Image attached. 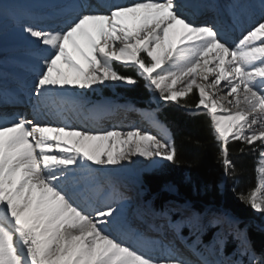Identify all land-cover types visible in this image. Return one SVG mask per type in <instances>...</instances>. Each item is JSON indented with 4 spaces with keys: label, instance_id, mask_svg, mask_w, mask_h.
I'll return each mask as SVG.
<instances>
[{
    "label": "snow or ice",
    "instance_id": "snow-or-ice-1",
    "mask_svg": "<svg viewBox=\"0 0 264 264\" xmlns=\"http://www.w3.org/2000/svg\"><path fill=\"white\" fill-rule=\"evenodd\" d=\"M19 26L44 52L29 97L33 119L0 117V264H193L166 237L146 240L137 233V247L111 231L123 211L114 189L102 200L97 194L99 207L80 198L77 173H93L91 165L108 169L134 156L176 162L177 148L167 135L64 122L82 107L73 89L138 83L113 62L134 66L162 100L205 111L226 175L235 171L230 142L256 154L255 187L238 198L264 214V15L234 45L215 23L185 14L178 0H96L81 4L60 26L28 19ZM194 92L197 100L190 104ZM41 115L56 122L37 119ZM237 239L248 264H264L246 232ZM189 250L200 264H223Z\"/></svg>",
    "mask_w": 264,
    "mask_h": 264
},
{
    "label": "bare ground",
    "instance_id": "bare-ground-1",
    "mask_svg": "<svg viewBox=\"0 0 264 264\" xmlns=\"http://www.w3.org/2000/svg\"><path fill=\"white\" fill-rule=\"evenodd\" d=\"M87 1L88 0H0V3L5 5L3 10H0V117L6 114L10 109L19 113V107H32L29 97L32 96L31 89L34 83L35 70L42 64V61L38 60V57L43 54V48L37 47L34 43L29 42L25 34L20 30V23L28 19L42 26L57 27L73 18L80 10V5L87 3ZM247 1L248 0H187L180 4L185 14L190 16V14L193 13L190 17L197 23H203V21L208 19V15L213 11V4L222 5L226 13L229 14V17L235 20L234 25L238 26V33L228 39V42L234 45L238 43L244 31L260 18L254 14L253 9L249 6ZM255 1L262 8V15H264V7L261 5V0ZM119 2L127 3L129 1L119 0ZM46 20L51 22L47 23L45 22ZM200 82L204 83L203 81ZM13 84H17L19 87H14ZM117 84L128 85L122 81H106L103 85L114 86ZM100 86L102 85H94L92 89H73L81 98L82 107L66 114L64 122L78 127H87L96 131H105L112 128L123 131L130 130L125 122L131 119L132 114L121 116L118 114L119 108H105L107 101H98L95 99V104H91L87 96L97 87L100 88ZM150 92L151 101H157L160 98L158 92L152 89ZM17 94H22L25 99L19 102ZM152 103L153 102H150V105ZM225 106L227 107L226 104ZM141 116L146 121L151 120V115L145 111ZM3 118L5 120H12L8 117ZM115 118L123 119V124L117 127L116 123H113V127H111V125L103 126L105 122ZM37 119L44 122H56V118L49 115H41L37 117ZM155 128L159 129L158 126H154V129ZM149 132L153 133V130ZM161 135H166L165 131H161L159 136ZM162 161L163 160L158 158L134 156L130 161H124L121 165L109 167L108 169L91 165V168L96 170L93 173H77L80 198L82 201L88 199L93 202L95 207H99L100 203L97 200L98 193L101 200L103 196L113 189L119 193L123 211L119 220L111 226L110 230L120 239L125 240L133 246L139 247L142 241L137 239V233L142 235L146 240H152L155 235L154 231H159V227L156 226L154 231H151L149 227L142 232L138 231L140 214L137 211V207L128 203L125 192L122 193L119 192V190L122 189L127 193L133 192L132 186L130 185L131 182H128L129 179L138 176L141 171L152 166L154 163ZM221 213H215V215H213L211 212H206L201 220L194 219L191 224L194 229H200L201 225L215 226L217 220L221 217L219 216ZM260 216V222L264 224V214H260ZM227 224L228 226L222 229L223 233L232 231L235 226L239 227L240 225L237 223L234 225L233 222H228ZM187 245L188 247H194L198 252H202L210 260L222 261L220 259L222 254L220 242L214 241L209 249L205 248L206 251L198 249L199 245L197 241ZM236 248L239 254V245H236L235 249ZM232 257H235V259H232ZM236 257L237 254H232L230 258L231 262L227 261L223 264H239Z\"/></svg>",
    "mask_w": 264,
    "mask_h": 264
},
{
    "label": "trees",
    "instance_id": "trees-1",
    "mask_svg": "<svg viewBox=\"0 0 264 264\" xmlns=\"http://www.w3.org/2000/svg\"><path fill=\"white\" fill-rule=\"evenodd\" d=\"M116 69L119 73L138 80L131 89L121 91V95L136 104L143 103L147 98L143 80L130 67L117 64ZM196 100L197 94L194 92L187 102L192 104ZM157 113L169 128L177 148V157L175 163L167 162L157 172L141 176L149 198L156 204L174 199L188 202L193 208L200 210L208 207L226 210L243 222L254 248L264 253V230L251 225L255 215L238 198L240 193L247 194L255 186L256 154L240 142H230V159L235 171L226 175L219 160L220 144L205 113L188 112L186 108L171 103L160 105ZM241 147L245 148L243 153L239 151ZM222 175L226 178L223 188H219L216 180ZM167 184L174 186V194L164 191L163 187ZM208 236L207 234L206 237Z\"/></svg>",
    "mask_w": 264,
    "mask_h": 264
},
{
    "label": "rangeland",
    "instance_id": "rangeland-1",
    "mask_svg": "<svg viewBox=\"0 0 264 264\" xmlns=\"http://www.w3.org/2000/svg\"><path fill=\"white\" fill-rule=\"evenodd\" d=\"M46 22H48V21H46ZM116 63H118V62H116ZM120 63V62H119ZM122 64V63H121ZM123 65V64H122ZM130 66V65H129ZM132 68H134L135 69V73L137 74V70H136V68L134 67V66H131ZM137 76H138V74H137ZM139 77V76H138ZM141 79H143L142 77H140ZM143 81H144V87H145V89H146V100H145V102L143 103V107H141V108H139V110L140 111H145V112H147L148 114H150L152 117H157V114H156V110L158 109V107H159V105L160 104H163V103H168V101H164V100H162L161 98H159L157 101H151V99H150V95H151V89H149L147 86H146V82H145V80L143 79ZM13 86H15V87H18V85L17 84H13ZM107 86V87H106ZM134 85H123V84H117V85H114V86H109V85H102V86H100V88L99 87H97L95 90H93V91H91L89 94H88V97L90 98V96H92L93 98H95V99H97L98 97H100L101 95H102V93L100 94L99 92H101V91H103V92H105V91H107L108 92V94H110V96L111 97H103V98H101V101H106L107 100V102L109 101V103H108V105L106 104L105 106V108H107V109H111V108H120V107H122V106H124V105H127V104H130V103H128V102H126V101H124V99L121 97V91H123V90H127V89H131L132 87H133ZM93 92V93H92ZM99 93V94H98ZM93 94V95H92ZM95 96V97H94ZM88 98V99H89ZM90 101V100H89ZM88 101V102H89ZM98 101H100V100H98ZM150 102H153L151 105H150ZM169 103H173V104H175V102H169ZM94 104H95V102H94ZM134 108H136V107H134ZM192 112H204L205 113V111H203V110H191ZM206 114V113H205ZM207 115V114H206ZM208 116V115H207ZM209 117V116H208ZM167 133V132H166ZM168 137H169V135H168ZM170 138V137H169ZM256 161H257V157H256ZM168 161H162V162H159V163H154L152 166H150V167H148V168H145L143 171H141L140 173H139V175L138 176H136V177H131L130 179H129V181L128 182H131V186H132V188L133 187H135V186H137L138 184V182L139 183H141V185H143L142 184V182H141V176L143 175V174H145V173H154V172H157L164 164H166ZM255 169H256V167H255ZM225 175H223V176H221L220 178H218V180H216V185L219 187V188H223V185H224V182H225ZM256 180H257V172H256V170H255V184H256ZM143 187V191L144 192H146V190H145V188H144V186H142ZM163 189H164V191H166L167 193H169V194H174V192H175V188H174V186H172V185H170V184H167V185H165L164 187H163ZM121 190V189H120ZM120 190H119V192H120ZM103 198H104V196H103ZM102 198V199H103ZM247 204V203H246ZM248 205V204H247ZM249 206V205H248ZM250 207V206H249ZM251 208V207H250ZM252 209V208H251ZM220 211V213L222 212V213H226V214H229V212H227L226 210H219ZM252 211H253V213L255 214V216H256V218L252 221V223H251V225L252 226H254V227H256V228H259V229H262V230H264V224L262 223V222H260V218H261V216H260V213H258L257 211H255V210H253L252 209ZM235 223H237V224H240L241 223V221L240 220H238V219H236V218H233V224L235 225ZM243 230V229H242ZM203 230H202V228H200V232L198 233V234H196L195 235V237H194V239H193V241H197V242H199V247H202L203 249H201V248H199V250L201 249L202 251H206V249H208V247L206 246V245H204V244H201L200 243V238H199V236H200V233L202 232ZM233 231L234 232H236V228L234 229L233 228ZM230 232V231H229ZM241 232H244V230L243 231H241ZM219 234V235H218ZM215 236V237H214ZM226 236V233H223L222 232V229L220 228V227H216V232H214L213 233V235H212V240H213V243H214V241L215 242H220V243H222L223 242V240L226 238L225 237ZM233 239L234 240H236V237L235 236H233ZM206 248V249H205ZM210 248V247H209ZM238 249L236 248V253L238 254Z\"/></svg>",
    "mask_w": 264,
    "mask_h": 264
}]
</instances>
